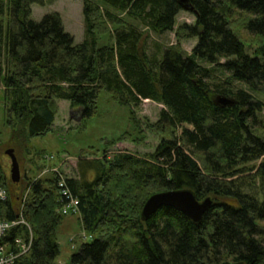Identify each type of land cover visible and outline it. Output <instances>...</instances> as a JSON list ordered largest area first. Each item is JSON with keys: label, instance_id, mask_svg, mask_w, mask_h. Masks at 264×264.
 <instances>
[{"label": "trees", "instance_id": "16d2710c", "mask_svg": "<svg viewBox=\"0 0 264 264\" xmlns=\"http://www.w3.org/2000/svg\"><path fill=\"white\" fill-rule=\"evenodd\" d=\"M189 2L196 22L181 32L198 39L191 55L170 47L154 56L148 40L174 31L184 11L178 0H83L80 45L58 14L32 19V6L44 0H0V123L5 118L12 143L26 146L51 133L57 101L86 120L105 91L129 108L139 133L135 108L145 101L164 106L147 128L160 139L154 153L105 151L91 161L83 155L77 177L49 172L19 185L0 162V188L9 193L0 222L16 220L22 191L31 188L29 227L8 238L31 242V249L15 264H55L60 257V181L79 201L81 229L92 241L81 242L69 264H264V102L257 98L264 96V43L249 55L230 23L237 12L249 15L245 29L264 42V0ZM104 22L112 28L101 33ZM100 35L108 38L103 47ZM216 72L226 76L218 86ZM225 98L233 105H217ZM45 156L39 154L37 174L46 170ZM182 190L199 202L212 199L201 223L171 208L143 220L152 196Z\"/></svg>", "mask_w": 264, "mask_h": 264}, {"label": "rangeland", "instance_id": "374dc122", "mask_svg": "<svg viewBox=\"0 0 264 264\" xmlns=\"http://www.w3.org/2000/svg\"><path fill=\"white\" fill-rule=\"evenodd\" d=\"M49 14H58L61 17L65 32L74 38L76 45H80L85 41L83 0H44L43 6L38 4L32 6V19L35 22L42 21ZM249 18V15L237 12L231 18L230 23L234 33L244 43L247 53L254 56L257 49L261 47V42H264L259 35L251 34L245 29V23H247ZM195 22L196 16L194 13L182 11L177 18V25L173 32L162 36L151 34L148 40L151 53L155 56L158 54V50L178 47L185 55H191L198 39L183 37L181 27L194 25ZM111 28L105 22L102 25H98V31L100 32ZM178 34L180 38H178ZM103 36H99L101 37L98 42L99 47L109 43L108 38ZM157 46L161 48L157 49ZM211 68L216 69V67ZM215 75L212 82L216 86L222 83L223 79H226V76L219 72H216ZM235 85L238 88H245L242 83ZM257 98L264 102V96ZM56 106L57 117L51 133L46 136L29 139L27 145H24L25 147L11 142V130L5 126V118L4 121L2 120L3 122L0 123V129L4 128L2 129L4 133L2 134L0 152L2 167H6L7 171L10 169L11 161L6 152L13 149L20 163L22 180L25 176L35 179L37 177L35 166H38L37 162L40 163L35 156L36 153L43 152L48 157L58 156L60 159L69 157L70 159L66 161L67 166L63 173L69 178H74L78 176L77 163L83 155L89 161L93 160V157H101L105 151H108L110 156L119 151L145 155L154 153L159 145V137L147 129L149 124H154L159 120L160 113L164 109V106L158 103L145 101L140 107L135 108L137 119L140 122L139 130L141 133L131 121L129 108L119 105L105 91L101 93L98 99L96 114L86 120H82L79 110L72 108L67 101H57ZM260 119L264 120V110L262 115H260ZM120 137H127V140L112 144L113 141L118 140ZM46 162L43 164H46ZM263 162L264 159L260 160L259 164ZM55 163V161H51V164L47 163L46 169L53 168L54 165H57ZM57 235L61 255L55 264H69L71 256L77 251L72 244L76 245L77 248L84 241L81 236L84 235V231L81 229L79 216L65 217ZM73 237H76L74 242ZM86 241L92 242L89 238Z\"/></svg>", "mask_w": 264, "mask_h": 264}, {"label": "water", "instance_id": "95a60500", "mask_svg": "<svg viewBox=\"0 0 264 264\" xmlns=\"http://www.w3.org/2000/svg\"><path fill=\"white\" fill-rule=\"evenodd\" d=\"M182 8L186 11H193L189 0H178ZM217 105L223 107L233 105L228 99H220ZM11 160V181L13 184L21 182V170L15 150L6 152ZM213 206L211 198L199 202L191 190L170 191L152 196L145 204L142 211L144 221L149 220L162 208H171L181 212L184 216L195 223H201L204 214ZM243 264V263H234Z\"/></svg>", "mask_w": 264, "mask_h": 264}, {"label": "built area", "instance_id": "2783aa9c", "mask_svg": "<svg viewBox=\"0 0 264 264\" xmlns=\"http://www.w3.org/2000/svg\"><path fill=\"white\" fill-rule=\"evenodd\" d=\"M63 196L68 201V206L64 211L65 214H67L68 209H76L79 206L78 201L72 197L69 191L64 190ZM6 200L7 192L0 188V202ZM23 226L29 227L24 219L13 222H0V264H15L20 256L26 255L30 251L31 242H27L22 238H17L15 242L8 241L9 231L18 227L23 228Z\"/></svg>", "mask_w": 264, "mask_h": 264}, {"label": "bare ground", "instance_id": "6f19581e", "mask_svg": "<svg viewBox=\"0 0 264 264\" xmlns=\"http://www.w3.org/2000/svg\"><path fill=\"white\" fill-rule=\"evenodd\" d=\"M67 206H68V205H67ZM9 232L11 233V230H10ZM9 237H10V234H9ZM9 237H8V238H9ZM16 239H17V238H16ZM16 239H15V240H16ZM8 241H9V242H12V241L9 240V239H8ZM13 242H15V241H13Z\"/></svg>", "mask_w": 264, "mask_h": 264}]
</instances>
